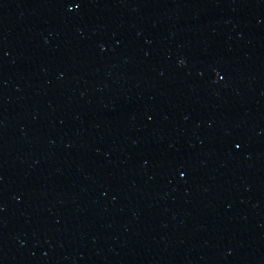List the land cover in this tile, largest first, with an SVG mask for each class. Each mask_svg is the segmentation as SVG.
Masks as SVG:
<instances>
[{"label": "water", "instance_id": "1", "mask_svg": "<svg viewBox=\"0 0 264 264\" xmlns=\"http://www.w3.org/2000/svg\"><path fill=\"white\" fill-rule=\"evenodd\" d=\"M0 264H264V0H0Z\"/></svg>", "mask_w": 264, "mask_h": 264}]
</instances>
